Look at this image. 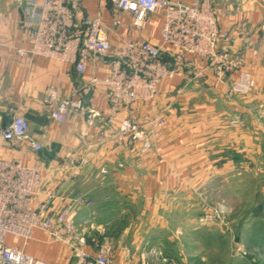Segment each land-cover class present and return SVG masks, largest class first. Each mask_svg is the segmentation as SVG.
<instances>
[{
    "label": "crops",
    "instance_id": "crops-1",
    "mask_svg": "<svg viewBox=\"0 0 264 264\" xmlns=\"http://www.w3.org/2000/svg\"><path fill=\"white\" fill-rule=\"evenodd\" d=\"M82 2L84 16L100 15L107 24L113 16L122 19L110 36L114 46L123 40L162 44V12L150 14L137 27L111 0ZM212 2L220 27L230 33V46L244 58L256 88L248 95L230 94L236 72L226 74L227 83L211 70L193 78L191 68L163 47L165 60L178 71L161 83L155 101L141 105L142 120L158 116L166 122L146 148L142 142H117L119 122L105 123L107 89L86 88L93 74L104 75L99 65L89 62L84 74L67 76L55 60L18 55L17 48L27 45L22 11L14 0H0V131L20 112L29 121V135L43 145L34 152L27 141L6 142L0 158L20 159L40 171L41 195L35 203L54 193L52 213L72 198L93 200L92 207L79 210L77 221L90 222L91 252L106 242L116 246L113 264H164L166 258L172 262V226L180 224L186 235L198 228L192 224L199 211L193 206L198 193L209 201L223 200L227 193L257 190L254 185L260 180L264 184V0ZM52 85L57 100L74 92L83 97L84 108L64 124L51 117ZM18 246L51 264H67V247L41 231Z\"/></svg>",
    "mask_w": 264,
    "mask_h": 264
},
{
    "label": "built area",
    "instance_id": "built-area-1",
    "mask_svg": "<svg viewBox=\"0 0 264 264\" xmlns=\"http://www.w3.org/2000/svg\"><path fill=\"white\" fill-rule=\"evenodd\" d=\"M22 11L21 24L27 45L18 47L24 57L39 55L62 65V73L84 74L88 63L99 65L103 76L93 74L86 84L107 89V125L119 122L115 139L119 143L142 142L152 145V137L165 125V119L155 116L142 120L141 105L153 102L159 95L161 83L172 79L177 68L169 65L163 56L167 46L174 59L191 68L193 78H201L211 70L215 78L227 83L226 74L238 73L228 86L230 94L248 95L256 88L255 78L244 69V58L235 53L231 36L219 25V13L212 0H111L112 5L130 14L133 23L142 27L150 14L163 13L161 45L146 41L123 40L112 44L111 35L122 24L113 16L107 24L100 15L84 16L82 0H14ZM171 53V54H172ZM51 117L64 124L73 112L84 108L83 97L73 95L57 100L55 85L48 89ZM98 114L97 111L93 115ZM26 116L14 112L12 120L0 131V147L6 142L20 144L27 141L34 152L43 145L29 135ZM40 171L20 159L0 158V264H51L30 255L17 241L8 243L7 237L22 239L24 245L34 238L36 231L45 233L51 242L63 244L69 250L67 264H113L114 249L110 242L97 250H89L90 222L77 221L82 208L93 206L86 197L69 199L59 211L50 212L54 193L35 203L41 195ZM231 209L217 204L199 216L200 225L222 224L230 227ZM236 253L247 255L244 248Z\"/></svg>",
    "mask_w": 264,
    "mask_h": 264
},
{
    "label": "rangeland",
    "instance_id": "rangeland-1",
    "mask_svg": "<svg viewBox=\"0 0 264 264\" xmlns=\"http://www.w3.org/2000/svg\"><path fill=\"white\" fill-rule=\"evenodd\" d=\"M260 181L254 185L258 186L257 190L248 188L236 195L227 193L223 200L209 201L204 194L198 193L193 206L201 212L193 214L196 217L193 216L192 223L198 228L190 229L186 235L179 223L172 226V262L166 258L164 264H264V184ZM217 204L231 209L230 227L198 224L199 216ZM15 241L24 243L22 239L7 237L8 243ZM111 246L116 249L115 245ZM238 247L244 248L247 255L237 254Z\"/></svg>",
    "mask_w": 264,
    "mask_h": 264
}]
</instances>
